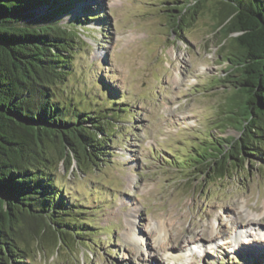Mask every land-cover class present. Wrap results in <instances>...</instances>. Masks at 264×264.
I'll use <instances>...</instances> for the list:
<instances>
[{"label":"rangeland","instance_id":"obj_1","mask_svg":"<svg viewBox=\"0 0 264 264\" xmlns=\"http://www.w3.org/2000/svg\"><path fill=\"white\" fill-rule=\"evenodd\" d=\"M176 1L61 2L68 8L55 20L78 37L62 95L112 117V142L87 169L60 164L57 185L83 239L37 252L34 264H264V159L249 158L225 179L181 170L210 135L241 133L219 126L233 71L215 1L202 0V13L175 33ZM170 248L181 258L164 259Z\"/></svg>","mask_w":264,"mask_h":264},{"label":"trees","instance_id":"obj_2","mask_svg":"<svg viewBox=\"0 0 264 264\" xmlns=\"http://www.w3.org/2000/svg\"><path fill=\"white\" fill-rule=\"evenodd\" d=\"M192 1L174 2L173 32H184L204 10L202 0ZM214 1L215 31L233 71L223 79L233 93L219 126L241 136L210 135L181 170L225 179L249 158L264 159V0ZM61 2L0 0V264H34L37 252L83 239L57 185L59 166L71 170L77 161L87 169L112 142L105 120L112 117L89 115L91 107L77 109L62 95L78 37L55 20L68 8ZM47 6V15L36 17Z\"/></svg>","mask_w":264,"mask_h":264},{"label":"bare ground","instance_id":"obj_3","mask_svg":"<svg viewBox=\"0 0 264 264\" xmlns=\"http://www.w3.org/2000/svg\"><path fill=\"white\" fill-rule=\"evenodd\" d=\"M259 230L261 231V233L263 232L264 233V229H261V228H259ZM135 233V232H134ZM260 235V234H259ZM261 236V235H260ZM176 252V250H171V248L170 249H168L167 251H166V254H167V256H171L172 257V260L173 259H180L181 258V256L179 255V253H175ZM171 260V259H170ZM149 263L151 264H153L154 262L151 260V261H149Z\"/></svg>","mask_w":264,"mask_h":264}]
</instances>
